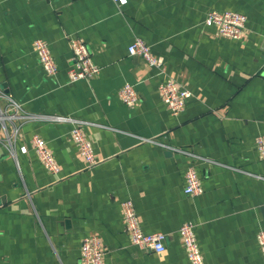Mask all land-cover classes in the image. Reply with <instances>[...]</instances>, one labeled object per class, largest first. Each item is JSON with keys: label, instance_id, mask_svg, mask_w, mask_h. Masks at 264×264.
I'll use <instances>...</instances> for the list:
<instances>
[{"label": "crops", "instance_id": "0c3cea01", "mask_svg": "<svg viewBox=\"0 0 264 264\" xmlns=\"http://www.w3.org/2000/svg\"><path fill=\"white\" fill-rule=\"evenodd\" d=\"M247 17L239 39L203 20L211 10ZM66 34L81 37L100 67L70 81ZM141 38L191 91L172 114L158 85L165 76L128 44ZM45 40L57 72L41 68L33 41ZM130 83L139 100L124 104ZM0 86L35 113L85 120L100 161L86 167L70 121L22 124L16 150L0 144V264H81L80 243L100 238L103 264H190L178 227L192 222L204 264H264V0H0ZM40 135L59 166L46 170L31 145ZM156 137L208 158L197 162L203 191L184 192L190 156L140 139ZM130 199L145 232L165 233L163 252L130 243L122 202Z\"/></svg>", "mask_w": 264, "mask_h": 264}, {"label": "built area", "instance_id": "2783aa9c", "mask_svg": "<svg viewBox=\"0 0 264 264\" xmlns=\"http://www.w3.org/2000/svg\"><path fill=\"white\" fill-rule=\"evenodd\" d=\"M119 3L125 0H115ZM161 1V0H158ZM247 17L244 13L235 10H209L203 20L205 27H214L215 33L232 38L239 39L246 26ZM66 38L71 50L72 65L68 70L70 81L78 79H90L99 73L100 67L92 59L91 52L84 40L73 34H66ZM33 47L36 52L38 62L43 71L48 76H54L57 72L56 62L51 55L47 42L41 38L33 41ZM127 52L130 55H140L147 64L154 66L160 74L165 76L164 80L158 85L159 96L172 114L180 113L185 106L186 100L190 97L191 91L177 82L167 74L166 64L161 58L154 56L148 44L141 38L135 37L127 46ZM120 100L127 105H134L139 100V95L134 86L125 83L118 91ZM70 121L72 128L70 137L77 146L79 153L86 162V167L96 165L98 159L93 152L91 141L82 131V126L88 123L85 120L73 118L61 114L35 113L26 110L22 103L12 96L8 91L0 86V144L7 152L15 156L16 150L26 152L24 145L17 147V140L21 132L22 124L28 121ZM31 145L39 156L42 165L47 171L57 174L59 166L56 163L52 153L46 147L45 140L38 134H32ZM141 140L148 141L162 146L169 152H184L190 156L184 172L183 190L189 195H199L203 188L199 175L197 173V162L207 161L208 158L200 156L191 151L177 146L161 142L156 137L141 136ZM255 147L258 157L264 159V132L255 137ZM122 213L124 218L125 230L128 233L130 243L142 250L152 252H163L166 248L165 233L161 231L145 232L142 230L137 219L133 203L130 199L122 202ZM195 225L192 222H183L177 229V233L182 240L186 257L190 264H204V258L200 250L197 238L194 233ZM256 242L264 256V227L259 228L256 233ZM103 250L100 238L95 235H86L80 243V261L81 264H103Z\"/></svg>", "mask_w": 264, "mask_h": 264}]
</instances>
